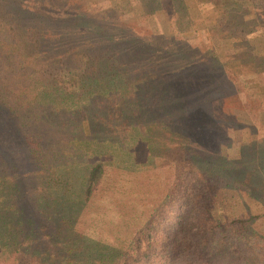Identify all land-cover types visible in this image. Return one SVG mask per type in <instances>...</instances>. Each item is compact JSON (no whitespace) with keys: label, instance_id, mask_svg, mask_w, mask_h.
<instances>
[{"label":"trees","instance_id":"1","mask_svg":"<svg viewBox=\"0 0 264 264\" xmlns=\"http://www.w3.org/2000/svg\"><path fill=\"white\" fill-rule=\"evenodd\" d=\"M135 1L137 10L148 4ZM209 1L228 22L238 24V14L248 11L264 27L257 4ZM7 2L32 24L16 28L0 9V105L13 113L28 156L24 169L8 157L0 161L6 166L0 189L10 187L0 196V264H264V239L246 224L255 216L248 200L264 203V185L251 176L262 164L244 154L246 141L264 144V126L234 112L243 100L264 95L257 51L236 43L227 56V64H239L245 54L255 62L260 80L250 91L235 65L224 66L215 53L197 57L161 30L145 36L122 23L118 6ZM97 103L106 106V118ZM110 119H118L117 128ZM231 128H248L236 155L201 150L203 131L228 146ZM138 155L174 166L165 195L127 243L76 230L104 167L141 168ZM231 184L243 185V192L236 197Z\"/></svg>","mask_w":264,"mask_h":264},{"label":"rangeland","instance_id":"2","mask_svg":"<svg viewBox=\"0 0 264 264\" xmlns=\"http://www.w3.org/2000/svg\"><path fill=\"white\" fill-rule=\"evenodd\" d=\"M7 1L0 0L1 16L4 12L6 19L9 18V22L16 28L26 29L32 24L26 17L18 18L15 11L8 8ZM23 1L30 5L29 2L33 0ZM97 1H102L108 6L120 7L117 11L125 13L122 23L128 26L132 25L140 33H146L145 36L161 30L165 35L184 41L197 57L208 58L212 55L211 53L219 55L226 61L224 66L232 69L229 65H235L234 73L238 71L236 75L240 79L243 77L242 80L245 81V84L249 82L247 88L253 91L254 88H258L256 82L260 80L256 75V64L253 59H247V54H245L246 60L239 64H237V60H229V64H227V56H231L233 51L236 52V50H232V47L236 43L246 45L249 50L257 51V60L262 59L259 61L258 67L262 65L261 78L264 83V27L262 24L255 25L252 13L250 14L248 11L244 15L238 14L240 22L234 24L228 22L230 17L228 19V16L219 13L220 10L214 9L209 4V0H147L146 7H139L138 10L135 8V0ZM237 1L242 2L243 0ZM86 2L87 0H68L65 4L75 6V8L93 6ZM245 3V9H252L251 5L257 4L258 8L264 12V6L259 5L263 4V1L245 0ZM140 9L145 10V14L140 13ZM35 27L37 26L35 25ZM239 66L241 70L237 68ZM228 72L233 75L232 79L237 83L239 79L233 72ZM261 99H264V95L256 99L243 100L234 110L236 116L244 123L258 121L259 127H263L264 111L259 110ZM96 112L101 117L106 118L107 116L104 104L97 103ZM12 114L0 105V161L2 158L7 159L8 157L9 160L24 169L28 156L23 142L16 137ZM109 122L117 128L119 121L110 119ZM247 132L248 128L243 130L231 128L229 130L231 144L227 146L226 142L216 137L213 132L203 131L201 133V150L221 153L228 157L236 155L242 139H246L248 135ZM254 137L255 135H252L253 139ZM244 146L245 156L262 164L261 171H255L251 176L256 183L264 185V144L259 145L255 141H246ZM135 159L143 164L141 168L129 170L111 165L104 167L97 186L91 191L78 212L74 224L76 230L116 246H124L127 243L134 229L144 221L153 207L165 195L172 179L174 166L172 163H158L155 158L152 159L148 155H138ZM0 165V167H6ZM249 176V171L246 169L239 180L247 183ZM12 181L16 182L15 179ZM230 186L236 197L238 192H243V185L231 184ZM9 192L10 187L7 185L2 190L0 189V196L7 197ZM248 202L250 213L255 216L246 224L255 231V234L261 235L264 239V203L251 202V199ZM245 216H248V213Z\"/></svg>","mask_w":264,"mask_h":264}]
</instances>
